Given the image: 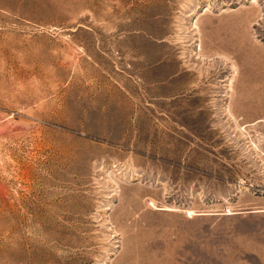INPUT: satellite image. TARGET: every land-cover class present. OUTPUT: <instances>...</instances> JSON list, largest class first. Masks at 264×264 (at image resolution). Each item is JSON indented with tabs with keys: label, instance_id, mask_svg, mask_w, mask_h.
Segmentation results:
<instances>
[{
	"label": "rangeland",
	"instance_id": "obj_1",
	"mask_svg": "<svg viewBox=\"0 0 264 264\" xmlns=\"http://www.w3.org/2000/svg\"><path fill=\"white\" fill-rule=\"evenodd\" d=\"M0 264H264V0H0Z\"/></svg>",
	"mask_w": 264,
	"mask_h": 264
},
{
	"label": "bare ground",
	"instance_id": "obj_2",
	"mask_svg": "<svg viewBox=\"0 0 264 264\" xmlns=\"http://www.w3.org/2000/svg\"><path fill=\"white\" fill-rule=\"evenodd\" d=\"M191 216V215H190Z\"/></svg>",
	"mask_w": 264,
	"mask_h": 264
}]
</instances>
